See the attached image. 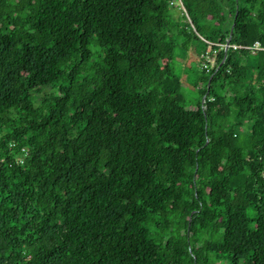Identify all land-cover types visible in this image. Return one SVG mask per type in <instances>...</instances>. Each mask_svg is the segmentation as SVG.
<instances>
[{"label":"trees","instance_id":"obj_1","mask_svg":"<svg viewBox=\"0 0 264 264\" xmlns=\"http://www.w3.org/2000/svg\"><path fill=\"white\" fill-rule=\"evenodd\" d=\"M181 2L0 0V264H264V0Z\"/></svg>","mask_w":264,"mask_h":264},{"label":"built area","instance_id":"obj_2","mask_svg":"<svg viewBox=\"0 0 264 264\" xmlns=\"http://www.w3.org/2000/svg\"><path fill=\"white\" fill-rule=\"evenodd\" d=\"M175 1L178 3L179 9L183 10V4H182L181 0H175ZM232 46L236 47L235 45H232ZM256 46H257V44H255L254 47H256ZM211 52L212 51L210 49H207L201 55L202 56L201 65L206 70L213 67L215 64V60H213V58L211 57ZM213 52H215V51H213Z\"/></svg>","mask_w":264,"mask_h":264},{"label":"rangeland","instance_id":"obj_3","mask_svg":"<svg viewBox=\"0 0 264 264\" xmlns=\"http://www.w3.org/2000/svg\"><path fill=\"white\" fill-rule=\"evenodd\" d=\"M192 62L193 61H197V60H191ZM198 69V68H197ZM191 78H193L195 75L193 73H191ZM185 95H186V100H185V105L188 109L190 110H193L195 108V101L193 100L192 96L195 95V89L192 87V86H188V87H185Z\"/></svg>","mask_w":264,"mask_h":264},{"label":"water","instance_id":"obj_4","mask_svg":"<svg viewBox=\"0 0 264 264\" xmlns=\"http://www.w3.org/2000/svg\"><path fill=\"white\" fill-rule=\"evenodd\" d=\"M236 2H237V0H236ZM232 30H233V24H232V27H231V29H230L229 35H228V37H227V39H226V43H225V47H224V57H223V59L221 60V62L219 63V65L217 66V68H218V67L224 62V60H225L226 52H227V49H228V46H229V41H230V38H231V35H232ZM217 68H216V69H217ZM212 75H213V74H212ZM212 75H211V76L209 77V79H208V84H209V81H210ZM205 97H206V94L203 95V97H202V102H204ZM190 220H191V215H190L189 218H188V223L190 222Z\"/></svg>","mask_w":264,"mask_h":264}]
</instances>
